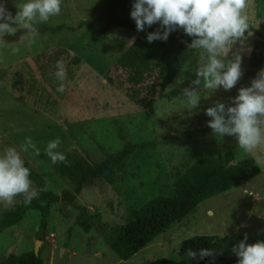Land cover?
<instances>
[{"label":"rangeland","instance_id":"374dc122","mask_svg":"<svg viewBox=\"0 0 264 264\" xmlns=\"http://www.w3.org/2000/svg\"><path fill=\"white\" fill-rule=\"evenodd\" d=\"M16 2L6 0L15 15ZM133 0H63L61 13L37 24L38 36L29 45L25 30L6 36L7 47H0V151L19 148L30 137L40 149L22 154L30 168L41 173L47 188L61 194L73 189L61 178L45 154L46 144L61 140L60 151L91 156L95 160L124 149L125 144L147 142L135 152L114 182L97 181L77 195L76 203L62 202L52 207L45 239L40 245L44 264H151L159 258L179 260L181 243L195 235L250 234L264 231V147L247 153L235 137L216 138L208 127L211 119L205 109L216 102L232 103L241 87L256 78L250 68L254 43L264 37V0H248L250 32L235 42L228 58L243 53L242 75L230 90L194 86L196 54L166 88H160L157 72L146 83L134 86L129 73L116 66L118 58L132 45L123 27L107 33L91 28L115 18L135 23L130 16ZM59 25L65 28L52 31ZM69 27L74 28L70 30ZM133 35V34H132ZM19 52L12 54L11 48ZM57 61L67 68L65 91L57 92ZM155 85L156 90L148 87ZM196 87L200 100L188 108L183 90ZM134 90H140L139 95ZM145 98L153 109L137 100ZM204 129L193 135L187 132ZM123 136V138H122ZM232 152L236 160L254 158L263 173L223 194L209 198L187 217L173 224L148 247L133 252L122 232L127 211L157 195L174 191V183L191 162ZM14 206L0 203V215ZM86 207L110 224L112 234L104 239L98 229L85 232L77 225L80 208ZM41 213L32 210L18 225L0 229V262L9 253L35 249ZM112 225V226H111Z\"/></svg>","mask_w":264,"mask_h":264},{"label":"trees","instance_id":"16d2710c","mask_svg":"<svg viewBox=\"0 0 264 264\" xmlns=\"http://www.w3.org/2000/svg\"><path fill=\"white\" fill-rule=\"evenodd\" d=\"M65 27V25H59L52 31ZM114 27L125 28L128 37L135 36V41L116 62L118 68L129 73L127 80L134 86L142 87L147 79L157 72L160 78V88L164 89L196 55L187 47L192 38L179 28L170 33L167 41L157 40L148 43L146 36L149 32L160 28L158 23L146 26L144 31L139 32L136 30L135 23L118 18L103 25H91L92 29L102 33H107ZM69 29L74 28L69 27ZM256 34L259 38L254 43L250 61L253 73L264 68V37L259 30H256ZM148 87L156 90L155 85L148 84ZM134 91L136 96L140 94V90ZM137 101L138 103L146 102L145 98ZM145 104L147 108L153 109L151 102ZM202 131H204L203 128L189 131L187 134L193 135ZM147 145H149L147 142L127 143L124 149L107 153L100 160L78 153H64L66 162L54 164V169L61 178L71 184L73 189H64L61 194L48 189L42 174L30 168L33 185L37 188L46 187L47 191H42L39 198L33 199L27 206L23 204L22 196L21 203L14 209L2 212L0 229L5 230L18 225L23 222L30 211H39L41 223L36 236L43 241L48 228L49 215L55 204L59 202L66 205L75 204L77 195L97 181L114 182L118 172L126 168L130 156ZM26 166L29 167L27 163ZM262 173L263 169L254 158L247 157L238 161L232 152L200 157L179 173L172 193L157 195L137 208L128 209L125 223L122 226L123 235L132 251L138 253L151 245L173 224L190 215L203 201L223 194ZM76 223L85 232L98 229L104 239H108L112 234L108 230L111 228L110 224L104 222L99 214L91 212L86 207L80 208ZM245 235H247V243L264 240V231L224 236L195 235L182 241L179 260L159 258L151 264H238V257L232 252V248ZM202 248L212 249L213 255L199 259V250ZM188 249L197 251V257H187ZM44 262L42 252L39 251L37 255L32 249L22 253H9L0 264H44Z\"/></svg>","mask_w":264,"mask_h":264},{"label":"clouds","instance_id":"9594fccd","mask_svg":"<svg viewBox=\"0 0 264 264\" xmlns=\"http://www.w3.org/2000/svg\"><path fill=\"white\" fill-rule=\"evenodd\" d=\"M63 0H21L16 2L13 15L6 7V0H0V47H7L6 36H14L17 30H25L29 45L38 36L37 24L46 23L61 13ZM248 0H133L131 18L136 30L144 31L146 26L159 24L160 28L149 32L147 42L167 41L171 32L182 29L191 37L188 49L199 57L195 69L194 86L206 89H232L242 75L243 53L237 51L234 58L228 53L232 45L250 32V17L246 11ZM162 29V30H161ZM250 35V34H249ZM12 54L19 52L11 48ZM55 79L59 82L57 92L65 91L67 68L63 61H57ZM188 108H196L200 95L196 87L183 90ZM208 127L219 140L225 135L233 136L238 147L247 153L264 147V68L260 69L250 85L241 87L232 103L225 105L218 101L205 109ZM61 140H50L44 149L53 164L66 162L60 151ZM40 154V149L30 137H26L19 148L9 146L0 151V203L14 206L17 196H23V204L30 205L47 188L33 185L31 169L26 166L22 154ZM247 235L232 252L238 257V264H264V240L247 243ZM187 257L196 258L197 251L188 249ZM213 255L212 249H200L199 259Z\"/></svg>","mask_w":264,"mask_h":264},{"label":"water","instance_id":"95a60500","mask_svg":"<svg viewBox=\"0 0 264 264\" xmlns=\"http://www.w3.org/2000/svg\"><path fill=\"white\" fill-rule=\"evenodd\" d=\"M42 241L41 240H38L37 243H36V246H35V253L38 255L39 254V251H40V245H41Z\"/></svg>","mask_w":264,"mask_h":264}]
</instances>
